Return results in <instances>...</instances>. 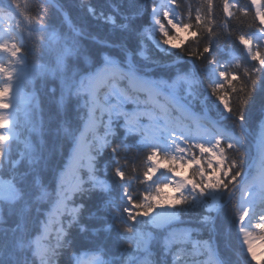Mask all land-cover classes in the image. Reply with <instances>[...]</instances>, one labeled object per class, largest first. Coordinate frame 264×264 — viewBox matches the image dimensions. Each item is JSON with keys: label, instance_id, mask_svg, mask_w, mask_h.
Here are the masks:
<instances>
[{"label": "snow or ice", "instance_id": "snow-or-ice-1", "mask_svg": "<svg viewBox=\"0 0 264 264\" xmlns=\"http://www.w3.org/2000/svg\"><path fill=\"white\" fill-rule=\"evenodd\" d=\"M150 2L149 12L148 0H102L98 6L81 0L87 15L108 28L104 39L86 33L71 17L67 32L28 17L27 28L16 24L3 30L0 264H239L245 253L256 264L264 261V0H250L258 24L248 26L255 31L235 36L251 64L230 46L229 21L250 15L239 0H222L226 19L220 27L228 46L217 43L214 0H199L195 9L191 0H183L186 16L180 0ZM12 5L21 7L16 0ZM145 13L150 23L140 29L136 20ZM25 31L28 42L32 32L45 34L43 62H28ZM188 31L192 44L183 48L179 33ZM86 36L98 50L83 43ZM149 44L175 57L173 63L161 65L149 55ZM201 59L207 61L203 67L196 64ZM157 67L171 74L157 78L152 75ZM203 77L208 87L201 91ZM197 101L201 111L194 114ZM212 111L216 119L210 118ZM256 113L258 155L246 163L244 138ZM175 114L191 119L199 134L177 131ZM225 120L232 121L231 128ZM117 127L125 137L140 136L137 150L148 153L142 173L133 166L126 174L119 164V150L128 146L123 140L113 146ZM69 144L71 180L68 166L57 163ZM105 150L116 162L119 196L97 175L96 158ZM83 168L86 178L79 175ZM169 189L176 195H168ZM94 193L102 200L89 211L85 200ZM163 205L167 208L156 211ZM230 206L241 246L235 262L210 243ZM193 211H200L196 226L182 218ZM114 231L112 251L97 238ZM205 231L209 240L200 238Z\"/></svg>", "mask_w": 264, "mask_h": 264}, {"label": "trees", "instance_id": "trees-1", "mask_svg": "<svg viewBox=\"0 0 264 264\" xmlns=\"http://www.w3.org/2000/svg\"><path fill=\"white\" fill-rule=\"evenodd\" d=\"M54 3H56L58 6L62 8V10L68 15V17H71V23L81 26L84 28L86 33H90L92 36H94L96 39H104L108 35V28L105 26H101L98 24L97 21H95L93 18L87 15L86 11L83 10L79 5L81 3V0H52ZM18 4H20V9H17L15 5H12L10 8L8 5L11 3V0H0V9H3L4 12L0 17V40L5 38L4 29L5 28H12L15 27L16 24H21L24 28H27L28 22L25 19V17L30 18L31 20H40L41 23L48 24L50 27L55 28L58 31L61 32H67L70 28L68 22L66 19L62 16L60 11L55 8L52 4L48 3L46 0H16ZM83 3H92L94 6H98L102 0H82ZM141 3H144L145 0H140ZM182 4V8L180 11L186 16V5H184L183 0H180ZM199 0H191L193 9L197 6ZM239 2L242 5H245L250 10V15L247 17H241L239 20L233 19L229 21V29L232 32V43L231 47L234 49L236 53L240 55V57L244 60L245 63L251 64L252 61L247 59L246 52L242 45L239 44L237 40H235V36L244 33H251L255 31V27L249 28L250 23L258 24V21H253L254 16V9L252 8L250 4V0H239ZM149 3V9L151 7V2L148 0ZM215 5V19L217 22V31L219 33L217 43L220 45H227L228 37L224 33L223 29L220 27V24L222 21H224L226 18L224 17L223 10H222V0H214ZM235 11V10H233ZM194 16L195 11L193 10V22H194ZM42 18V19H41ZM150 23L148 14L145 13L143 16L138 17L136 20V25L138 28L143 29L147 27ZM195 30V29H193ZM188 37L186 40H184V43L181 45L183 48H188L189 45L192 44V37H191V31L186 32ZM159 35V34H157ZM32 39L30 42H28V33L27 31L24 32L25 37V45L23 47V53L26 55V58L29 63L33 62H43L47 59V56L44 53V49L42 46L41 41L44 39L45 34L40 32H32L31 34ZM83 43L86 46H91L94 48V50H98V46L95 45L94 41L87 36L82 38ZM204 44L201 43L200 45V51H202ZM255 46V45H254ZM149 48L151 51L149 52V55L152 56L155 60L159 61L161 65H168L173 63L175 60V57L173 56H167L162 52H158L155 49H152L151 44H149ZM173 51H179V49H175ZM208 54H205L207 56ZM226 58V57H222ZM185 59H187V56H185ZM207 63L206 60L201 59L197 60L196 64L203 67ZM153 67H155L153 65ZM182 68H189L191 67V64H183L181 65ZM170 70L163 68V67H157L156 71L152 73L157 78H167L168 75H170ZM208 87V81L206 77H203V83L201 85V91L203 89H207ZM32 86L27 85L26 91H31ZM214 99V97H213ZM260 101V96L257 94V103ZM47 102L45 101V104ZM129 109H131V105L127 106ZM201 111V105L199 102H195L192 107V112L195 114L200 113ZM179 124L177 127V131L180 129V125H186L188 121L181 118L180 115L175 114ZM210 118L216 119L217 113L215 111H212L209 113ZM146 121V120H145ZM144 121V123H145ZM250 134L249 136L244 138V148L246 151L245 155V161L246 163L251 162L254 157L256 156L254 145H256L255 140L253 139L254 135H257L259 132V116L258 113L254 114L250 118ZM224 125L228 128H231L232 121L231 120H225ZM186 131L191 132V127H186ZM116 136L113 140V146L119 145L121 140L124 141V143L128 146V150H125L121 148L119 150V164L125 166L126 174L131 173V169L133 166H135L141 173L145 167L146 164V156H147V150L138 151L137 150V142L140 139V136L138 134H132L127 137H125L124 129L117 127L115 129ZM214 131V130H212ZM189 133L188 135H190ZM14 148L17 147V145H13ZM22 147V146H20ZM257 157V156H256ZM72 160V146L65 145L62 153L57 158V163L60 168H64L65 166H68L70 164V161ZM96 167H97V175L101 179H106L113 185V194L115 196H119L120 189H119V182L116 180L114 176L116 162L111 157L110 150H105L103 155H100L96 158ZM256 169L255 167L252 169V173L255 174ZM79 175L86 178L87 176V170L81 169L79 172ZM139 187H143L142 185ZM239 196V193L237 194ZM102 195L99 193H94L92 195V198L90 200H85L87 209L89 211H95L96 206L101 202ZM75 202L79 203V199L75 198ZM202 211V210H200ZM200 211H193L185 214L182 218L191 226H196L197 218L200 214ZM235 218L231 211V206L229 209H226L224 213L221 214L220 219L217 221L218 231L217 233L213 234L211 237L210 243H212L219 253V255L222 258L228 259L230 261L235 262L237 260V256L240 254L241 246L240 241L237 239V228L234 222ZM73 235L75 237V232H73ZM203 240H209V234L208 232H203L201 237ZM77 241H79L80 237H75ZM97 241L99 243H102L106 245L110 250L115 251V246L117 244L116 240V233L115 231L112 232L110 235L108 234H102L97 238ZM215 241V244H214ZM84 248L91 247L90 245H83ZM66 259V258H65ZM201 259H206V257H201ZM250 261V257L246 256V253L243 256H240L239 264H244V261ZM63 264V261H62ZM250 264H256L254 261H250ZM260 264H264V261H261Z\"/></svg>", "mask_w": 264, "mask_h": 264}, {"label": "rangeland", "instance_id": "rangeland-1", "mask_svg": "<svg viewBox=\"0 0 264 264\" xmlns=\"http://www.w3.org/2000/svg\"><path fill=\"white\" fill-rule=\"evenodd\" d=\"M0 19H1V17H0ZM165 24H166V21H165ZM179 36L181 37V39H182L183 41L186 40V38L188 37V35H187L186 32H181V33H179ZM4 55H5V54H0V62H3V63H5V64L7 65V60L4 58ZM9 111H10V110H9ZM194 114H195V113H194ZM178 115H179V114H178ZM181 118L184 119V120H186V121H188V123H187L186 125L181 124V125H180V129H179V131H183V132H185L186 134L191 133L190 135H192V136H195V135H198V134H199V133H198V130L195 128V126H194V124H193V122H192L191 119L184 118V117H182V116H181ZM145 123H147V121H145ZM186 127H191V132H190V131H186V130H185ZM5 131H6V130H5ZM210 131H212V130L210 129ZM84 150H85V152L88 151V145H85V146H84ZM72 165H73V161L71 160L70 169H72ZM254 175H255V174H254ZM167 194H168V195H176L171 189H169V190L167 191ZM165 208H167V205H163L162 207L157 208L156 211H162V210H164ZM153 214H154V213H153ZM253 232H254L255 235H259V234H260V233H259V230H257V229H254Z\"/></svg>", "mask_w": 264, "mask_h": 264}, {"label": "water", "instance_id": "water-1", "mask_svg": "<svg viewBox=\"0 0 264 264\" xmlns=\"http://www.w3.org/2000/svg\"><path fill=\"white\" fill-rule=\"evenodd\" d=\"M48 1V3L52 4L55 8H57L60 13L62 14V16L66 19V21L68 22L67 18H68V15L62 10V8L60 6H58L56 3H54L52 0H46ZM69 26L71 27V24L68 22ZM172 64V63H171ZM214 244H215V241H214ZM216 246V245H215Z\"/></svg>", "mask_w": 264, "mask_h": 264}]
</instances>
